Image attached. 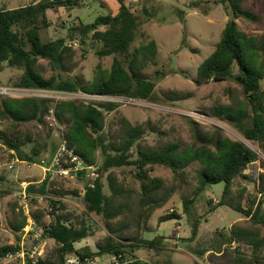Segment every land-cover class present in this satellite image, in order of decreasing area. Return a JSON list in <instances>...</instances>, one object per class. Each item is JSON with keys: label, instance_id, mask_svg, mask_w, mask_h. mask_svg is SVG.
Returning <instances> with one entry per match:
<instances>
[{"label": "trees", "instance_id": "obj_1", "mask_svg": "<svg viewBox=\"0 0 264 264\" xmlns=\"http://www.w3.org/2000/svg\"><path fill=\"white\" fill-rule=\"evenodd\" d=\"M217 2L225 6L229 17L215 48L198 65L194 80L197 85L209 81L234 80L240 86L245 100L221 105L219 109L214 107L211 109V115L232 123L246 139L257 142L264 152V90L261 88L264 78V35L257 36L239 26L236 20L239 17L246 21H255L258 17L247 7L245 0ZM80 3L81 0H37L11 8L0 3V70L3 63L21 70L11 85L153 99L155 80L145 76L143 69L156 55L157 45L151 39L147 43L130 48L142 20L125 0H116L115 13L99 14L89 23H73L68 28L67 37L42 39L41 30L51 24L48 10L56 11L61 7L69 9ZM142 8L147 18H153L151 16L154 7ZM76 37H79L81 44L89 45L99 58L112 55L110 67L105 68L98 62L89 82L80 77H44L35 70L34 66L39 58L47 59L52 65L62 66L65 56L71 50L66 40ZM162 73V70H156L154 75L159 77ZM117 106L118 103L114 101L85 103L71 99L0 96V118L8 121L6 127L0 129V144L12 149L18 159L35 163L42 152H53L56 146L53 141L48 140L49 134L42 138L39 132H25L19 127L22 123L30 121L45 125L47 117L51 115L54 120L65 126L61 134L62 141L85 159L98 165L97 177L91 181L85 179L83 203L87 212L103 217L108 233L98 243L96 251H91L88 246L74 247L75 242L92 233L91 227L84 219L79 221L78 226L70 223L69 215L61 213L65 203L59 198H47L48 207L43 206L33 212L36 220L44 227L46 236L57 244L52 253L43 259V263L62 264L64 255L74 252L89 255L110 253L127 259L128 264H146L138 260L133 251L140 246L139 243L152 248L161 245L163 236L157 235L148 239L142 236V232L149 230L148 220L151 214L168 198V192L163 194L160 191L165 184L164 178L149 175V169L159 164L177 172L192 163H198L196 171L200 184L196 191L207 184L223 182V191L217 204L241 212L250 222L248 227L233 225L229 234L221 232L222 238L218 244L212 246L211 255L215 257L225 254V250H219L221 244L243 243L253 248L251 257L245 256L237 247L231 252L234 255H229L225 261L218 264H262L257 251L264 246V199L256 201L252 198L250 204L243 205L245 189L237 193L232 191L233 181L237 176L248 177L243 171L258 158L256 152L242 141L222 135L217 126L210 135L200 133L197 123L191 118H187L194 137L191 143L166 142L143 146L139 139L144 130L127 120L122 121V127L116 133L117 137L107 140L103 133L105 112ZM27 144L29 149L24 150L23 146ZM132 147L136 148L135 157L130 151ZM97 151L101 157L99 164ZM122 166L133 167L134 177L139 184L138 190L117 180L112 168ZM104 175L108 191L104 189ZM4 179V176L0 175V182ZM49 184H53V181L43 179L40 183L30 182L27 190L39 194L54 192L49 189ZM260 190L264 192V180L260 183ZM33 198L37 197L33 196L32 200ZM192 201L191 197L183 198L185 213H188ZM207 204L208 212L215 210L217 206L211 198L207 199ZM12 211L15 219L9 223L16 233V240L3 244L0 236V262L9 252L19 248L20 235L17 232L26 223V216L18 208L17 198ZM44 213L50 216L48 223L41 219ZM172 216L179 217L176 213H171L159 217V220L163 221ZM123 217L128 220L122 227L132 223L137 227L134 234L114 235L117 230L112 226L111 220ZM198 225L199 218H195L189 238L197 234Z\"/></svg>", "mask_w": 264, "mask_h": 264}, {"label": "rangeland", "instance_id": "obj_2", "mask_svg": "<svg viewBox=\"0 0 264 264\" xmlns=\"http://www.w3.org/2000/svg\"><path fill=\"white\" fill-rule=\"evenodd\" d=\"M33 1L37 0H0V3L11 8ZM125 2L131 10L141 16L142 20L130 48L133 49L151 39L157 45L156 55L143 69L145 76L153 77L155 80L154 98L116 101L118 106L105 112L106 122L103 133L106 139L113 140L117 137L116 133L122 127L123 120L142 127L144 133L139 142L143 146L166 142L180 144L193 142L194 137L187 118L197 123V129L202 134L214 133L213 128L217 126L222 135L242 141L258 156L243 171L248 177L237 176L234 179L233 193L245 189L243 205L250 204L252 198L256 201L264 199V192L260 190V183L264 180V152L258 147L257 142L246 139L232 123L211 115V109L214 107L219 109L221 105L245 100L240 86L234 80L209 81L201 85H197L194 80L198 65L213 51L221 38L222 28L229 17L225 6L217 0H125ZM245 3L258 17L255 21H246L239 17L236 19L239 26L257 36L264 35V0H245ZM142 7H154L151 16L153 18H147ZM116 11V0H81L80 5L69 9L61 7L56 11L48 10L51 24L41 30L42 39L67 37L68 28L73 23L80 21L89 23L99 14ZM161 19L162 21L159 22ZM66 42L71 50L65 56L62 66L52 65L47 59L39 58L34 66L35 70L44 77L50 75L62 79L80 77L89 82L98 62H101L105 68L110 67L112 55L99 58L89 45L80 43L79 37L67 38ZM262 59L264 60V55ZM156 70H162L163 73L159 77L155 76ZM20 73V69L3 63L0 70V84H11ZM261 88L264 90V78L261 81ZM60 98L85 103L100 100L82 91L69 92ZM7 123L6 119L0 118V129L5 128ZM19 127L25 132H39L42 138H46L49 134L48 140L53 141L55 146L62 141L61 134L65 128L51 115L47 117L45 125L30 121L22 123ZM23 149L28 150L29 144L23 146ZM130 151L135 157L136 148L132 147ZM51 154V151L42 152L33 164L19 162L12 170L3 169L2 175L5 179L0 182V236L3 244L16 240V233L9 222L15 219L12 209L17 192L26 183H40L43 174L41 161L48 160ZM96 156L99 164L101 157L98 151ZM198 167V163H192L177 172H172L169 167L156 164L151 170L149 169V175L164 178L165 184L160 191L163 194L168 192V198L162 206L153 211L148 220L149 230L142 232V236L151 239L161 235L164 239L161 245L155 248L139 243L140 246L133 251L138 260L146 264H218L225 261L229 255H234L231 252L237 247L245 256L253 255L252 247L236 242L221 244L219 250H225V254L215 257L211 255L212 246L218 244L222 238L221 232L229 234L233 225L248 227L250 222L241 212L217 204L223 191V182L207 184L196 191L200 184L196 171ZM112 172L120 183L138 190L139 184L134 177L132 166L115 167L112 168ZM102 181L104 189L108 191L106 175L102 176ZM85 183L86 180L78 176L58 179L48 185L54 192L43 195H47L48 198H59L65 203L61 213L69 215L70 223L78 226L81 219L86 220L92 233L75 242L74 247L88 246L91 251H96L98 243L108 233V229L101 215L85 210L83 203ZM185 197L193 199L188 213L183 210ZM210 198L217 206L215 210L208 212L207 199ZM33 199L35 205L43 207L45 199ZM171 213H176L179 217L172 216L163 221L159 220V217ZM195 218H199L197 234L189 238ZM41 219L48 223L50 216L44 213ZM127 220L128 218L124 217L111 220L112 226L117 230L114 235L128 236L136 232L137 227L133 223L122 227ZM56 246L53 239H47L45 250L48 254L52 253ZM257 256L264 264V246L257 251ZM0 264H19V262L16 259L6 258Z\"/></svg>", "mask_w": 264, "mask_h": 264}, {"label": "built area", "instance_id": "obj_3", "mask_svg": "<svg viewBox=\"0 0 264 264\" xmlns=\"http://www.w3.org/2000/svg\"><path fill=\"white\" fill-rule=\"evenodd\" d=\"M69 92L75 91H62L52 90L37 87H24L14 86L11 84H0V96L9 97H38V98H53L61 99L60 97L66 96ZM84 93V92H83ZM100 99L99 101H135L137 99L113 96V95H100L89 94ZM253 150V149H252ZM26 162L14 156L12 149H7L0 144V175L3 169L12 170L17 163ZM33 164V163H30ZM43 174L41 181L47 179L52 182L58 179L69 178L73 176L81 177L86 180H93L97 177L98 165L85 159L81 154L77 153L73 147L61 141L53 150L48 160H42ZM27 185H22L21 189L17 192L18 208L26 216V223L18 231L20 235L19 248L13 252H9L4 259H16L19 264H44L43 259L47 256L45 250L46 240L50 239L46 235V231L42 225L36 220L33 212L40 208L32 202V197L38 199H45L43 206L48 207L47 195H39L27 190ZM127 259H122L115 254H102V255H89L84 253H66L63 257L62 264H128Z\"/></svg>", "mask_w": 264, "mask_h": 264}]
</instances>
